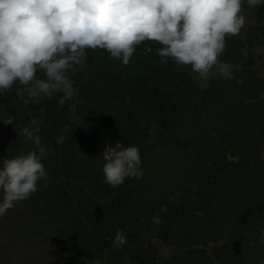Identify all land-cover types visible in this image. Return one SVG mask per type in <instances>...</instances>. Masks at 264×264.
<instances>
[{
	"label": "trees",
	"instance_id": "obj_1",
	"mask_svg": "<svg viewBox=\"0 0 264 264\" xmlns=\"http://www.w3.org/2000/svg\"><path fill=\"white\" fill-rule=\"evenodd\" d=\"M252 7L254 24L243 39L226 36L218 57L241 64L231 71L242 84L218 76L201 88L191 65L164 62V46L146 40L127 65L85 49L63 106V93L21 99L18 82L0 93V167L35 148L24 127L38 126L48 148L47 179L0 216V264H14L18 248L24 264L264 263V79L252 69L253 52H264V0ZM106 142L137 146L141 175L110 186ZM117 230L122 247L113 245ZM153 238L178 252L164 258Z\"/></svg>",
	"mask_w": 264,
	"mask_h": 264
},
{
	"label": "clouds",
	"instance_id": "obj_2",
	"mask_svg": "<svg viewBox=\"0 0 264 264\" xmlns=\"http://www.w3.org/2000/svg\"><path fill=\"white\" fill-rule=\"evenodd\" d=\"M246 2L261 4V0ZM241 6L242 0H0V93L18 82L16 95L21 99L27 95L39 103L63 93L57 101L63 106L74 95L69 73L83 63L85 49H106L127 65L134 46L146 40L164 46L157 49L164 62L170 57L177 64L191 65L205 79L212 71L223 79H236L230 65L218 62V57L225 49V37L235 36L245 24ZM38 71L45 78L38 77ZM30 124L37 125V120ZM39 131L38 126L24 127L20 135L35 148L2 162L0 216L16 202L29 199L37 182L47 179L42 159L48 148ZM106 152L104 179L112 187L121 185L142 162L135 145L117 143ZM260 242L264 244V230ZM125 243L123 231L117 230L114 247Z\"/></svg>",
	"mask_w": 264,
	"mask_h": 264
},
{
	"label": "rangeland",
	"instance_id": "obj_3",
	"mask_svg": "<svg viewBox=\"0 0 264 264\" xmlns=\"http://www.w3.org/2000/svg\"><path fill=\"white\" fill-rule=\"evenodd\" d=\"M263 1V0H261ZM242 16L245 17V24L242 26L241 30L239 31L238 34H236L235 36L243 39L245 36V31L247 30L248 26L254 24V18H255V10L253 9L252 6H241V13ZM254 53V57L256 56V59L252 65V69L254 70V72H256V74L264 79V52L260 51V50H256L253 52ZM244 56H245V60L247 59V51L244 49ZM230 67L232 66H236L238 68L241 67V64H236V65H232L229 64ZM190 75L192 76V78L194 79V81L201 87L204 88L208 85L209 80L212 78H217L219 76V74L215 71H212L208 77L205 78H201L199 74L195 73L194 71L190 73ZM263 100H264V95L262 96ZM135 177H139L141 175V173L139 171L136 172ZM153 241L157 244V246L160 248V251L162 253V256L164 258L170 257L173 255L174 252H178V249H174L171 248L169 245L164 244L159 238H153ZM26 256V248L25 249H15V254L13 257H11V262L14 264H24V258ZM23 260V261H22ZM183 263H187L190 264L189 261L187 259L182 260ZM240 264H242V261H239ZM245 264H262L261 262L257 261L256 257H255V262L253 260H248ZM264 264V263H263Z\"/></svg>",
	"mask_w": 264,
	"mask_h": 264
},
{
	"label": "built area",
	"instance_id": "obj_4",
	"mask_svg": "<svg viewBox=\"0 0 264 264\" xmlns=\"http://www.w3.org/2000/svg\"><path fill=\"white\" fill-rule=\"evenodd\" d=\"M107 147H108V145H107V142H106V145H105V151H106ZM110 148H112V147H110ZM105 155H108V153L106 152ZM135 174H136V167L132 168V169L129 171L128 176H129V177H133V176H135Z\"/></svg>",
	"mask_w": 264,
	"mask_h": 264
}]
</instances>
